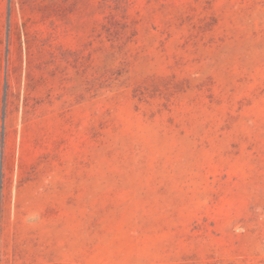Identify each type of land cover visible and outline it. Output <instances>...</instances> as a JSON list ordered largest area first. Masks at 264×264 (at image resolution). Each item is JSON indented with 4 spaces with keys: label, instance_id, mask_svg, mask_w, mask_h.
<instances>
[{
    "label": "rangeland",
    "instance_id": "rangeland-1",
    "mask_svg": "<svg viewBox=\"0 0 264 264\" xmlns=\"http://www.w3.org/2000/svg\"><path fill=\"white\" fill-rule=\"evenodd\" d=\"M0 264H264V0H0Z\"/></svg>",
    "mask_w": 264,
    "mask_h": 264
}]
</instances>
